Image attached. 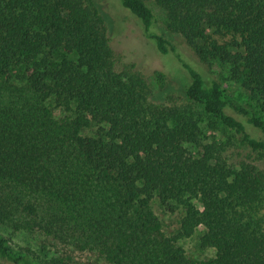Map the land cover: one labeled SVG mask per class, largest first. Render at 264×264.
I'll use <instances>...</instances> for the list:
<instances>
[{
	"label": "trees",
	"instance_id": "obj_1",
	"mask_svg": "<svg viewBox=\"0 0 264 264\" xmlns=\"http://www.w3.org/2000/svg\"><path fill=\"white\" fill-rule=\"evenodd\" d=\"M116 1L168 55L147 2L160 5L167 31L209 69L225 66L259 110L186 61L182 95L157 96L134 65L120 67L95 0H0V226L108 264H264V0ZM154 80L167 90L166 72ZM204 116L224 141L206 143ZM156 205L180 215L173 234ZM202 226L209 259L179 245ZM0 259L78 264L17 250L1 231Z\"/></svg>",
	"mask_w": 264,
	"mask_h": 264
},
{
	"label": "rangeland",
	"instance_id": "obj_2",
	"mask_svg": "<svg viewBox=\"0 0 264 264\" xmlns=\"http://www.w3.org/2000/svg\"><path fill=\"white\" fill-rule=\"evenodd\" d=\"M101 12L104 14L109 27L110 34L113 38V45L116 49L120 67L124 65H134L136 70L140 71L151 82L155 94L160 97L175 94L181 96L184 92L189 76L183 61L191 64L195 68L204 69L212 72L222 80L225 87L235 92L239 101L243 104H251L257 110L258 105L251 100L249 95L236 83L231 73L225 66L214 64L212 70L206 67L199 60L194 49L189 46L185 38L177 33H171L166 28L165 10L155 2L148 1L147 4L152 8L157 17L156 31L166 35L173 43L171 52L163 55L145 36L144 28L138 19L127 9L121 6L116 0H95ZM64 56L63 53H57L56 59L59 61ZM162 70L167 73L169 83L168 88L161 92L154 80V72ZM57 118H63L70 115L63 109H56ZM261 116H264L262 113ZM210 119L205 116L201 120V126L207 138L206 143L222 142L225 140L224 132L217 128L216 125L209 123ZM94 128L90 134H94ZM262 138L264 136L262 135ZM200 207V203H198ZM156 213L164 223L166 234H173L178 228L180 215L170 214L163 208L156 205ZM0 231L5 234L11 241L15 249L29 248L36 251L43 258L52 257H72L78 264H108L100 254L91 251H80L70 245H63L52 237H48L41 231H14L3 225ZM205 232L202 226L192 238L182 239L179 245L184 248L186 253L199 259H209L215 255L214 249H202L200 239ZM0 264H5L0 259Z\"/></svg>",
	"mask_w": 264,
	"mask_h": 264
}]
</instances>
